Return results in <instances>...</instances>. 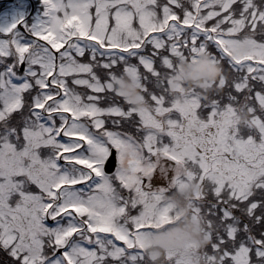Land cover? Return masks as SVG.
Returning a JSON list of instances; mask_svg holds the SVG:
<instances>
[{
    "label": "snow or ice",
    "instance_id": "snow-or-ice-1",
    "mask_svg": "<svg viewBox=\"0 0 264 264\" xmlns=\"http://www.w3.org/2000/svg\"><path fill=\"white\" fill-rule=\"evenodd\" d=\"M182 210L204 243L150 258ZM0 264H264V0L0 11Z\"/></svg>",
    "mask_w": 264,
    "mask_h": 264
},
{
    "label": "clouds",
    "instance_id": "clouds-1",
    "mask_svg": "<svg viewBox=\"0 0 264 264\" xmlns=\"http://www.w3.org/2000/svg\"><path fill=\"white\" fill-rule=\"evenodd\" d=\"M176 71L179 79L186 85L203 91L205 82L210 84L215 80L221 69L206 56H201L195 61H179ZM114 85L127 102L139 106L138 90L128 78L120 77L114 82ZM184 240H197L201 244L204 243L200 239L197 226L188 218L186 210L181 211V220L174 228L165 229L163 233L153 236L148 241L145 251L150 258L155 256L156 259H159L166 249L179 247Z\"/></svg>",
    "mask_w": 264,
    "mask_h": 264
},
{
    "label": "rangeland",
    "instance_id": "rangeland-1",
    "mask_svg": "<svg viewBox=\"0 0 264 264\" xmlns=\"http://www.w3.org/2000/svg\"><path fill=\"white\" fill-rule=\"evenodd\" d=\"M6 8H2V10H0V11H3V10H5Z\"/></svg>",
    "mask_w": 264,
    "mask_h": 264
}]
</instances>
